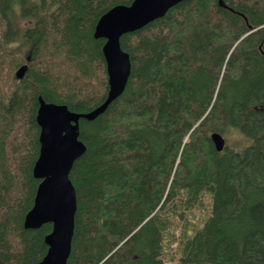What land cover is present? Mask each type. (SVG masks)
<instances>
[{
    "label": "trees",
    "instance_id": "obj_1",
    "mask_svg": "<svg viewBox=\"0 0 264 264\" xmlns=\"http://www.w3.org/2000/svg\"><path fill=\"white\" fill-rule=\"evenodd\" d=\"M131 1L0 0V264L47 249L50 223L23 226L38 96L76 112L104 100L94 25ZM120 46L124 90L79 119L66 264H264V0H182Z\"/></svg>",
    "mask_w": 264,
    "mask_h": 264
},
{
    "label": "water",
    "instance_id": "obj_2",
    "mask_svg": "<svg viewBox=\"0 0 264 264\" xmlns=\"http://www.w3.org/2000/svg\"><path fill=\"white\" fill-rule=\"evenodd\" d=\"M180 1L132 0L129 4H116L100 15L94 25L93 37L104 39L101 50L107 90L99 105L87 112H76L64 103L45 101L38 96L35 120L39 127V149L32 166V175L38 179V184L32 206L24 215L23 226L38 228L50 223L51 229L44 235L46 252L34 264H66L76 210V193L69 172L73 162L85 150L79 139V119L95 118L125 88L131 61L129 53L120 46V36L163 16ZM25 70L23 63L14 71V76L21 78ZM210 139L216 150L223 148L224 138L220 133L211 132Z\"/></svg>",
    "mask_w": 264,
    "mask_h": 264
},
{
    "label": "rangeland",
    "instance_id": "obj_3",
    "mask_svg": "<svg viewBox=\"0 0 264 264\" xmlns=\"http://www.w3.org/2000/svg\"><path fill=\"white\" fill-rule=\"evenodd\" d=\"M197 213H198L197 210H195V213L192 215V217H194V218L198 217L199 214H197Z\"/></svg>",
    "mask_w": 264,
    "mask_h": 264
},
{
    "label": "bare ground",
    "instance_id": "obj_4",
    "mask_svg": "<svg viewBox=\"0 0 264 264\" xmlns=\"http://www.w3.org/2000/svg\"><path fill=\"white\" fill-rule=\"evenodd\" d=\"M132 69V68H131ZM40 260V259H39Z\"/></svg>",
    "mask_w": 264,
    "mask_h": 264
}]
</instances>
